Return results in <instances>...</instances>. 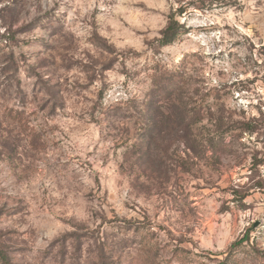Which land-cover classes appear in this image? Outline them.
Here are the masks:
<instances>
[{
    "label": "rangeland",
    "instance_id": "374dc122",
    "mask_svg": "<svg viewBox=\"0 0 264 264\" xmlns=\"http://www.w3.org/2000/svg\"><path fill=\"white\" fill-rule=\"evenodd\" d=\"M263 159L264 0H0V264H264Z\"/></svg>",
    "mask_w": 264,
    "mask_h": 264
},
{
    "label": "trees",
    "instance_id": "16d2710c",
    "mask_svg": "<svg viewBox=\"0 0 264 264\" xmlns=\"http://www.w3.org/2000/svg\"><path fill=\"white\" fill-rule=\"evenodd\" d=\"M180 26L178 24V22L175 20V15H170L168 17V22L167 25L165 27V29L161 32L160 34V38L157 41L160 47H165V46H169L172 43L175 42V40L179 37L180 35ZM240 242H243L240 241ZM239 242V243H240ZM237 244H234L232 247L237 246ZM2 246H0V261H7V256L4 252H2Z\"/></svg>",
    "mask_w": 264,
    "mask_h": 264
},
{
    "label": "built area",
    "instance_id": "2783aa9c",
    "mask_svg": "<svg viewBox=\"0 0 264 264\" xmlns=\"http://www.w3.org/2000/svg\"><path fill=\"white\" fill-rule=\"evenodd\" d=\"M258 173H259V177L264 180V159H263V162L262 164H260L258 166Z\"/></svg>",
    "mask_w": 264,
    "mask_h": 264
}]
</instances>
